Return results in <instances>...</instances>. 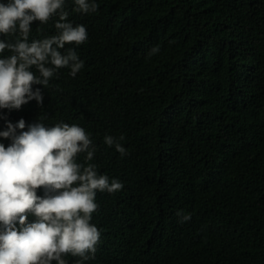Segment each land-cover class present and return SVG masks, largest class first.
Segmentation results:
<instances>
[{"label": "trees", "instance_id": "1", "mask_svg": "<svg viewBox=\"0 0 264 264\" xmlns=\"http://www.w3.org/2000/svg\"><path fill=\"white\" fill-rule=\"evenodd\" d=\"M97 2L88 14L65 5L88 32L66 44L84 61L77 75L61 68L33 86L42 105L3 110L83 126L96 145L86 163L123 182L97 192L104 240L85 264H264V0ZM54 19L32 22L30 39L54 34Z\"/></svg>", "mask_w": 264, "mask_h": 264}, {"label": "clouds", "instance_id": "2", "mask_svg": "<svg viewBox=\"0 0 264 264\" xmlns=\"http://www.w3.org/2000/svg\"><path fill=\"white\" fill-rule=\"evenodd\" d=\"M74 11L98 10L97 0H72ZM67 0H0V264H74L94 259L104 232L92 223L99 208L97 192L123 189L118 178L100 173L92 161L96 145L79 124L42 118L12 122L3 110H18L35 100L43 104V89L59 69L75 77L84 61L75 47L88 40L83 24L68 19ZM54 19L55 33L31 38L32 22ZM159 52L153 46L150 54ZM41 85V87H33ZM26 129V130H24ZM124 137L105 135L104 143L127 155ZM4 140L8 141L5 146ZM84 162H79V154ZM43 186V195L37 189ZM180 222L191 213L177 212ZM29 216L35 219L29 221Z\"/></svg>", "mask_w": 264, "mask_h": 264}]
</instances>
